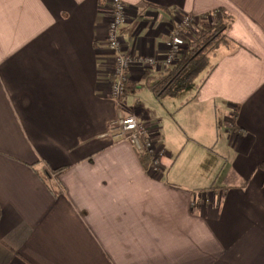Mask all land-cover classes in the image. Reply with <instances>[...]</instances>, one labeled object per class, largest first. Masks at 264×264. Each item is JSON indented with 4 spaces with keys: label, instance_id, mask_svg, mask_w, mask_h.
Listing matches in <instances>:
<instances>
[{
    "label": "crops",
    "instance_id": "1",
    "mask_svg": "<svg viewBox=\"0 0 264 264\" xmlns=\"http://www.w3.org/2000/svg\"><path fill=\"white\" fill-rule=\"evenodd\" d=\"M110 1L0 0V264H264V0H123L137 55L185 14L234 17L178 96L133 87L164 66L129 73L159 171L110 134Z\"/></svg>",
    "mask_w": 264,
    "mask_h": 264
},
{
    "label": "built area",
    "instance_id": "2",
    "mask_svg": "<svg viewBox=\"0 0 264 264\" xmlns=\"http://www.w3.org/2000/svg\"><path fill=\"white\" fill-rule=\"evenodd\" d=\"M110 3L112 12L106 42L114 54L110 84L113 99L119 108L117 117L111 122L110 134L113 139L134 145L140 155L149 156L151 168L159 171L163 167L166 150L160 145L159 137L151 131V127L125 101L126 87L130 81L129 73L136 65L145 69L161 66L167 68L175 65L180 55L187 50V30L198 32L200 23L205 17L185 14L180 21L172 23L165 41L167 50L164 55H137L123 52L124 40L120 34V27L128 17L127 5L123 0H111ZM45 173L48 177L55 178L57 176L56 172L49 167L45 168Z\"/></svg>",
    "mask_w": 264,
    "mask_h": 264
},
{
    "label": "trees",
    "instance_id": "3",
    "mask_svg": "<svg viewBox=\"0 0 264 264\" xmlns=\"http://www.w3.org/2000/svg\"><path fill=\"white\" fill-rule=\"evenodd\" d=\"M200 29L190 47L184 51L177 63L167 67L157 76L145 77V83L134 88H149L158 98L176 97L191 86L208 68L213 53L221 46L230 45L233 40L229 36L234 17L224 9H217L204 15ZM129 84V82H128ZM126 87V93L128 89ZM147 164L151 160L145 155ZM264 165V164H263ZM2 214L0 206V216Z\"/></svg>",
    "mask_w": 264,
    "mask_h": 264
}]
</instances>
